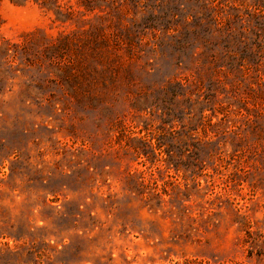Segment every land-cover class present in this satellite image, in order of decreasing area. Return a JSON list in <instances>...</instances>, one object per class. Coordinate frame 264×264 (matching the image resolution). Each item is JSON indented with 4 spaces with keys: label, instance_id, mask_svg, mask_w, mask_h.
<instances>
[{
    "label": "rangeland",
    "instance_id": "rangeland-1",
    "mask_svg": "<svg viewBox=\"0 0 264 264\" xmlns=\"http://www.w3.org/2000/svg\"><path fill=\"white\" fill-rule=\"evenodd\" d=\"M0 264H264V0H0Z\"/></svg>",
    "mask_w": 264,
    "mask_h": 264
}]
</instances>
